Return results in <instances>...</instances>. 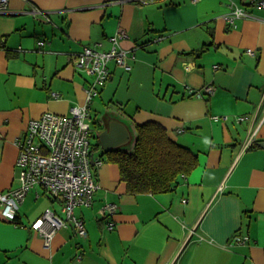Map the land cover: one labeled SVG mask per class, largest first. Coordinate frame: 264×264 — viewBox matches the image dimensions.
Returning <instances> with one entry per match:
<instances>
[{"label":"crops","instance_id":"obj_1","mask_svg":"<svg viewBox=\"0 0 264 264\" xmlns=\"http://www.w3.org/2000/svg\"><path fill=\"white\" fill-rule=\"evenodd\" d=\"M259 1L9 0L0 14V193L19 186L16 140L28 122L45 112L68 116L84 104L91 79L76 69V55L91 44L108 51L118 30L127 35L120 46L131 69L109 63L111 77L91 102L92 136L119 121L130 132L128 150L134 125L156 122L197 156V165L170 192L135 195L116 164L95 166L92 204L75 209L86 235L61 228L49 250L31 225L46 208L59 214L60 207L43 190L30 191L17 225L0 218V264H264ZM231 4L250 16L230 25L224 16ZM206 86L214 93L197 96ZM252 131L256 141L244 151ZM101 151L91 148L94 158ZM105 203L116 205L112 217L101 212ZM235 236L245 242L232 243Z\"/></svg>","mask_w":264,"mask_h":264},{"label":"built area","instance_id":"obj_2","mask_svg":"<svg viewBox=\"0 0 264 264\" xmlns=\"http://www.w3.org/2000/svg\"><path fill=\"white\" fill-rule=\"evenodd\" d=\"M135 1L146 4L155 0ZM196 1L198 0H192V3ZM8 2L9 0H0V14L7 13ZM256 4L264 6V0ZM249 16L242 7L231 4L230 12L224 16V20L234 26L236 19ZM126 37L123 30H118L110 38L112 45L108 51L101 50L100 44L84 46L75 57L76 69L91 79L85 90L84 104L72 107L68 116L43 113L39 118L30 120L24 135L16 140L19 186L0 193V218L17 225L18 211L26 195L34 189L43 190L44 195L60 207L59 214L46 208L31 225L32 231L41 237L42 246L46 250L50 249L52 238L61 228L71 227L78 236L86 235L84 222L75 215V209L92 204L94 192L99 187L92 166L102 163L91 153V102L111 77L110 62L125 71L131 69L128 63L129 52L120 46V41ZM246 53L255 55L251 50ZM213 93L214 87L206 86L196 92V95L211 96ZM52 96L55 98L57 94L52 93ZM212 119L226 120L227 116H213ZM243 119L244 117L239 116L236 121ZM255 141L256 131H252L243 142L242 150L250 148ZM101 212L106 218L112 217L116 212V205L105 203ZM114 226L112 220L106 221L108 231H112ZM244 242L245 239L239 236L232 239V243Z\"/></svg>","mask_w":264,"mask_h":264},{"label":"trees","instance_id":"obj_3","mask_svg":"<svg viewBox=\"0 0 264 264\" xmlns=\"http://www.w3.org/2000/svg\"><path fill=\"white\" fill-rule=\"evenodd\" d=\"M99 146L95 143V148ZM98 158L118 166L121 181L133 195L170 192L178 177L187 176L197 165V156L174 142L156 122L135 124L130 149L101 151Z\"/></svg>","mask_w":264,"mask_h":264},{"label":"water","instance_id":"obj_4","mask_svg":"<svg viewBox=\"0 0 264 264\" xmlns=\"http://www.w3.org/2000/svg\"><path fill=\"white\" fill-rule=\"evenodd\" d=\"M99 144L104 152L120 149L130 141V132L121 122L109 120L107 127L97 135Z\"/></svg>","mask_w":264,"mask_h":264},{"label":"rangeland","instance_id":"obj_5","mask_svg":"<svg viewBox=\"0 0 264 264\" xmlns=\"http://www.w3.org/2000/svg\"><path fill=\"white\" fill-rule=\"evenodd\" d=\"M94 101L97 102V103H99V104H101V102H100V100H99L98 97H96ZM94 101H93V102H94ZM93 136L95 137L94 134H93ZM93 136H92V134L90 133V135H89V139L92 140V141L94 140V139H93V138H94ZM95 138L98 139L97 137H95ZM129 144H130V143H129ZM129 144H127L126 146H124V147H122V148L127 149L128 146H129ZM91 148H93V150H95V142H94V143L92 142V146H91ZM75 211H76V210H75Z\"/></svg>","mask_w":264,"mask_h":264}]
</instances>
